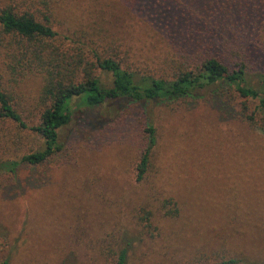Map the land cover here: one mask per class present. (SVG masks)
<instances>
[{
	"label": "rangeland",
	"instance_id": "obj_1",
	"mask_svg": "<svg viewBox=\"0 0 264 264\" xmlns=\"http://www.w3.org/2000/svg\"><path fill=\"white\" fill-rule=\"evenodd\" d=\"M231 4L0 0L1 8L30 15L57 33L30 43L0 35V87L21 120L36 125L47 103L41 98L40 70L16 65L22 49L45 59L43 48L63 66L81 62V73L83 64L90 65L104 86L109 76L94 67L95 58H113L138 75L170 78L180 68L195 67L204 49L213 50L217 38L204 33L202 24L210 15L223 23L221 36L230 40L216 52L223 62L253 53L264 67V14L256 17ZM163 25L171 31L168 39ZM29 59L24 56L22 62ZM70 71L77 82L73 67ZM232 99L231 105L239 103ZM216 102L203 96L74 109L57 131L59 151L39 165L0 172V259L7 264H103L102 258H110L120 240H127V264L228 259L264 264V134ZM147 127L153 129L154 144L147 172L136 181ZM41 147L35 133L0 119V161L18 160Z\"/></svg>",
	"mask_w": 264,
	"mask_h": 264
},
{
	"label": "trees",
	"instance_id": "obj_2",
	"mask_svg": "<svg viewBox=\"0 0 264 264\" xmlns=\"http://www.w3.org/2000/svg\"><path fill=\"white\" fill-rule=\"evenodd\" d=\"M232 2L233 10L241 7L243 11L250 12L256 17L259 13L264 14V0H232ZM222 10V12H228L225 7ZM211 16L204 17L202 24L204 33L217 38V41L213 43V50L204 49L202 59L195 67L180 68L170 78L138 75L123 68L119 61L113 58H95L94 67L109 76V84L104 86L97 77L92 75L90 65L83 64L81 73L78 70L81 62L71 61L64 63L63 66L58 63L52 53L46 52L43 48L41 49L44 51L45 59L36 54L35 50L25 52L22 49L16 65L23 64L32 72L34 68L40 70L38 72L42 79L41 98L47 103V107L41 111L36 125H26L10 105L0 87V119L12 121L20 128L35 133L40 138L42 147L38 151L23 155L18 160L0 161V172L12 174L19 165L36 166L44 162L60 150L57 131L69 121L74 109L81 107L92 109L105 102L174 101L185 98L200 99L207 96L209 99H217L219 109L226 106L231 108V111H235L238 117L252 129L264 134V67L254 59L253 53L252 55L243 53L239 61L223 62V57L218 56L217 53H221L230 40L226 41L221 36L220 29L225 31L226 28L223 23H219L217 19H211ZM166 26L163 25L160 30L163 33L165 29L163 35L168 39L171 31ZM262 26L261 29L264 30V23ZM0 35H12L20 41L30 43L35 38L53 39L57 33L50 27L35 21L30 15H16L9 8L0 7ZM261 35L264 36V31ZM234 53L232 52V55ZM27 55L30 59L25 63L22 62ZM8 58L13 59L12 52L8 54ZM71 67L78 76L77 82L71 77L73 76V72H69ZM232 97H236L239 103L231 105ZM145 133L147 145L138 159L135 169L136 181L143 179L147 172L149 151L154 144L153 129L147 127ZM144 228H149V224L146 223ZM130 248L131 245L127 240H120L115 251L112 248L106 249L107 252L113 251V253L110 258H102L103 264H127ZM236 263L240 262L228 259L213 264ZM0 264H7V262L0 259Z\"/></svg>",
	"mask_w": 264,
	"mask_h": 264
}]
</instances>
